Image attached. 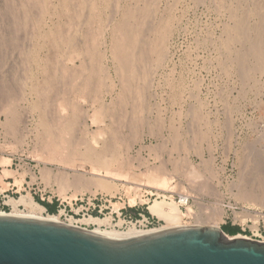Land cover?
Wrapping results in <instances>:
<instances>
[{
    "label": "rangeland",
    "instance_id": "rangeland-1",
    "mask_svg": "<svg viewBox=\"0 0 264 264\" xmlns=\"http://www.w3.org/2000/svg\"><path fill=\"white\" fill-rule=\"evenodd\" d=\"M152 1H112L116 10L129 5L134 12L155 4L154 29L165 11L173 16L162 49L166 62L152 68L151 87L139 80L131 94L115 67L109 22L119 17L111 8L90 9L81 22L86 10L81 0H0V91L11 81L21 87L19 102L6 96L4 108L0 93V202L31 195L42 206L56 208L51 213L44 206L46 216H58L63 200L122 197L101 218H115L116 224L111 213L124 206L125 212L140 208L151 215L148 192L187 195L190 202L181 210L192 215L186 214L184 225L207 222L214 211L223 210L218 227L240 228V236L248 239L264 237V208L234 196L243 161L248 158L249 171L255 161L264 160V60L253 59L247 54L249 43H234L230 35L237 13L253 15L248 17L251 28L264 23V5L259 13L258 0ZM248 35L254 38L251 31ZM155 37L147 33L145 43L152 44ZM32 50L34 57L28 54ZM95 54L97 61L92 60ZM238 54L245 58L240 60L246 62L249 77L238 66ZM157 56L147 54L148 66L153 67ZM10 111L17 114L15 132L4 127ZM102 144L115 153L109 155L108 169L93 165L85 154L90 146L100 149ZM184 160L192 175L188 165L181 166ZM99 178L117 183L120 192H80ZM136 204L142 206L133 209ZM8 205L5 210L11 213ZM246 210L249 217L235 220L234 213L244 216ZM83 228L94 231L97 226Z\"/></svg>",
    "mask_w": 264,
    "mask_h": 264
},
{
    "label": "bare ground",
    "instance_id": "bare-ground-1",
    "mask_svg": "<svg viewBox=\"0 0 264 264\" xmlns=\"http://www.w3.org/2000/svg\"><path fill=\"white\" fill-rule=\"evenodd\" d=\"M112 1H114V2H116L118 4V0H95V3L91 2V0H81V2L83 3V7H82V8H84L83 10H85V9L88 10V13H86V10H85V13L83 12V14H80V17H82V19H81L82 21L81 22L86 20L85 17L88 16L87 14H89L93 9L94 10L97 9L100 5L104 6L107 9L111 8L112 15H114V17L117 16L116 18L119 17V19L115 20V18L112 16L114 19L110 17L113 20L112 21L110 20V22H109L110 25H111V28H112V34H113V38H114L113 53H114V56H115V58L117 60L116 64H115V67H116L117 72H119L120 77H122V79H123L122 83H123V85L125 87V91H128L129 93L133 94L134 92L137 91V88H138L137 84H138L139 80H140V83H141V80H143L144 84H145V87L147 88L148 85L150 84V78L152 76V72L155 69L158 70V68H160L166 62L167 54H162V51H163L162 49H163L166 37H167L168 33L170 32V26H171V22H172L173 16H172L170 10L169 11L168 10L165 11L166 13L164 12V15L160 19L161 22L159 24H157L155 29H154V25H152V24H154L153 23V18L154 17H152V16H153V14L155 12V8H156V7H154L155 4H152L150 7L147 6L148 8H144L143 9V7H142V8H140V10H136V12L139 14V16L137 18L135 16L136 12L131 10V8H132L131 6H129V5L126 6L125 5L124 8L125 7H128V8L124 9L123 6L121 5V7L118 6L119 8L116 10V7L113 6L114 3H112ZM121 1L122 2L123 1L124 2L125 1H134L136 3L139 0H119V2H121ZM202 1H204V0H202ZM258 1L261 2V0H258ZM262 1H264V0H262ZM152 2L156 3V0H153ZM260 2L256 5V9H258V12H259V9H260V11L262 10L263 5H264V4L260 3ZM113 7L115 8V10H114ZM90 9H91V11H90ZM262 12H261V14H262ZM249 13H251V12H249ZM256 13L252 12V14H254V15ZM261 14H259V15L261 16ZM249 15L253 17V15H251V14H249ZM256 15L258 16V14H256ZM263 15L264 14H262V16ZM250 16H248V13L243 15V16H241V15H239L237 13L236 15L233 16L234 24L232 25V29L230 30L232 32V34H230L231 35V39L234 41V43L235 42H244V44L245 43H249L250 48H249V50L247 49V52H248L247 54L250 55V56H253V59L256 58L258 61H260V60L262 61V60H264V23L261 22L262 20H260V22H258V24L255 21L257 25L254 23L256 26L252 25L253 27L251 28L249 26V23H248V21H249L248 17H250ZM262 19L264 20V17ZM252 24H253V22H252ZM108 25L106 24V26H107L106 28H108ZM250 31L252 33H254V35H253L254 38L253 39L250 38L249 35H248V33H250ZM77 32H79V31L77 30ZM149 32L151 34L153 33V36H156L155 37L156 38L155 42H153L152 44L145 43L146 40L144 38H145L146 34L149 33ZM77 35H78V33H77ZM250 36H251V34H250ZM143 44H145V45H143ZM223 45L226 46L225 48H227V50L229 52H231L230 51V46L227 43H225V44L223 43ZM220 50H221V48H220ZM152 53L158 54L157 59L155 60V63L153 65V67H151L150 65L148 66V64H150V62H149L148 57H147V54H152ZM28 54L31 57H34V55H35L34 54V50L28 52ZM245 55L246 54H244V56ZM236 57H237V55H236ZM65 58L66 57H64L63 60ZM237 58H239V62L241 61L239 63V65H238V66L241 65V67H240L241 72H244L246 74V76L249 77L250 73L247 74L248 72L247 73L245 72L246 71L245 70V63L246 62L243 63L244 60L243 61L240 60V59H245V58L242 55L239 56V54H238ZM92 60L93 61H97L96 54H95V56L93 57ZM235 61L238 62V60H235ZM58 65H60V64L58 63ZM246 67H247V64H246ZM103 68L104 67L102 66V69ZM152 68H153V71H152ZM248 68H250V67H248ZM96 69H97V66H96ZM258 69L260 70V68H258ZM104 70H106V69H104ZM255 70L256 69L254 68V71ZM250 71H251V69H250ZM133 73H134L135 76L137 75V77H134L133 75H131ZM242 75H244V74H242ZM103 78H104V76H103ZM254 80H256V79H254ZM34 82H36V81H34ZM60 83H61V81H60ZM142 84H141V89H142ZM149 86L151 87V85H149ZM243 86H244V84H243ZM20 88H21L20 84L17 83V82L15 83V82L11 81L10 83L8 82V84L6 83L5 89L0 91L1 95L3 96V99L1 101V102H3L2 103L3 104L2 108H4L3 106L6 104V101H5L6 100V96H8L7 99H9V100L11 99L15 103L19 102V90H20ZM141 89H140V91H141ZM143 89L145 91L144 87H143ZM192 94H193V92H192ZM191 96L194 99L196 98V95H195V97L193 95H191ZM200 103L201 102H199V105L202 104V103L201 104ZM198 108H201V107H198ZM13 109H15V108H13ZM195 109H196V107H195ZM197 114L199 115V113H197ZM16 115H13V111H10V113L7 115L6 123L4 124V127L6 129H9V130H11L13 132H15V130L17 129V126H18V124H17L18 120H17ZM76 117L73 116L72 121L76 120ZM62 119H64V118H62ZM69 128H70V125L68 126V129ZM189 143H190V141H189ZM112 152H113V150H110V148L107 147L106 144H105V145H103L102 148L100 147V149H96L95 146H90L88 149H86L85 154L89 158L90 162L93 165L97 166L100 169H108L109 168V163L111 162L109 160V159H111L109 157V155H112V154L115 155V153L114 152L112 153ZM246 160H245V163L243 161L242 166H241L242 168H241L240 177H239V180H238L239 184L237 186L235 185L237 188L239 186L238 194L237 193L234 194L235 199L237 201L243 200V201L253 202L256 205H259L262 208H264V160L261 161V159H260L257 162L255 161L254 165L251 162L252 164L250 163L249 166H251V165H253V166L250 167L249 171H247L248 170V164L246 163L247 162ZM108 161H110V162L108 163ZM186 161L184 160L182 164L180 163L181 166H184L186 164L185 163ZM188 164H186V165H188ZM180 167H179V169H180ZM184 167H186V166H184ZM188 167H189V169L187 171H188L189 174H191V172H192L191 168H190L189 165H188ZM182 169H183V167H182ZM185 169H183V170H185ZM189 170L191 172H189ZM184 173L187 175L186 170H185ZM200 186L202 188L204 187V185H200ZM92 188L104 191L106 193H109L110 195L111 194L115 195L116 193L120 192V188H119L117 183H113V182H111V181H109L107 179H104V178L96 179L94 182L91 181V183L88 182L87 185H85L84 187L80 188V192H84L85 193L86 191H89ZM97 190H95V191H97ZM8 202L13 207L12 214H14V215L41 218V219H47V220H54V221H58V222H64L59 216H51V215H47L46 216L45 215L46 208L44 206H42L41 204H39L38 202H36L31 195H22L20 199H18V200L10 199ZM20 207H23L24 211H22L20 209ZM189 208L190 207H188L187 211L189 210ZM148 209H149V211H150V213L152 215L157 216L160 220L164 221L163 228L170 227V226H189V225H184L185 224L184 223V218L186 217V214H188V216L192 215V214L189 215V213H184L181 210L180 205L174 199H172V197L170 198V200H168L166 197H164L161 200H156V201H154L153 203H151L149 205ZM190 211H192V210H190ZM190 211H188V212H190ZM245 213L246 214L244 216H239L238 213H234L235 220H239L241 218H246V217H249L251 215V213L249 211H247ZM225 214L226 213L223 212V210L222 211H218V210L214 211L210 215L209 221L206 222V219H205L204 222L203 221L199 222V223H197V225L198 226L218 227L220 225V223H222L224 221ZM199 217H201V216H199ZM263 218H264V216H263ZM199 220H200V218L198 219V221ZM201 220H202V218H201ZM198 221L196 220V222H198ZM122 223H123V220L119 221V225H122ZM69 224L75 225L76 222L71 221ZM80 224L82 225V228L84 226L88 227V225L94 224L95 226H97V229L94 230L93 232L98 233V234H102V235H108V236H123V235H130V234L137 233V231H135L134 228H131L128 231H118V230L114 229L115 226H113V221H112L111 217H106L104 219L95 218V217L85 218V219H81V220L78 221V227H80ZM75 226H77V225H75ZM103 227H105L106 229L103 230L102 229ZM85 229L88 230L87 228H85ZM254 229L256 231H258V227L257 226H254Z\"/></svg>",
    "mask_w": 264,
    "mask_h": 264
},
{
    "label": "water",
    "instance_id": "water-1",
    "mask_svg": "<svg viewBox=\"0 0 264 264\" xmlns=\"http://www.w3.org/2000/svg\"><path fill=\"white\" fill-rule=\"evenodd\" d=\"M0 264H264V241L198 225L108 236L11 212L0 213Z\"/></svg>",
    "mask_w": 264,
    "mask_h": 264
},
{
    "label": "built area",
    "instance_id": "built-area-1",
    "mask_svg": "<svg viewBox=\"0 0 264 264\" xmlns=\"http://www.w3.org/2000/svg\"><path fill=\"white\" fill-rule=\"evenodd\" d=\"M144 195V194H143ZM145 197H149V204L153 203L156 200H161L166 197L170 200V197H167L159 192L152 193L148 192L145 194ZM175 201L177 200L178 204L181 208H185L188 206L190 202V198L187 195H179L177 198H172ZM123 201L122 197H108V196H95V195H85L81 198H76L74 200H63L60 203V210H58L55 215H58L64 222L70 223L71 221L76 222L75 225L78 226V221L85 218L95 217L102 218L106 216V211L110 209L111 206L116 204H121ZM116 202V203H114ZM148 204V205H149ZM142 205L136 204L133 206V209L139 208ZM6 207H9L8 201L5 199L0 202V213H7L5 210ZM239 209V208H238ZM237 209V210H238ZM126 206L120 208L118 211L111 213V215H116L118 222L114 224L116 221L113 218L114 228H118L119 230L128 231L131 228H134L137 233L155 230L163 228L164 221L160 220L157 216L147 215L145 211L137 209L136 212H125ZM123 220L122 225H119V221ZM95 226L94 224L88 225V227ZM80 227L82 225L80 224ZM87 227V226H84ZM255 237V239L253 238ZM251 239L264 241V237L262 235L256 236L253 235ZM248 238V237H246Z\"/></svg>",
    "mask_w": 264,
    "mask_h": 264
},
{
    "label": "trees",
    "instance_id": "trees-1",
    "mask_svg": "<svg viewBox=\"0 0 264 264\" xmlns=\"http://www.w3.org/2000/svg\"><path fill=\"white\" fill-rule=\"evenodd\" d=\"M47 209H48V211L49 212H51V213H53V212H55L56 211V208L55 207H53L52 205H49V204H43ZM224 230V232H226L227 234H229L230 236H235V235H238L240 232H241V230H240V228H237V227H229V228H227V229H223Z\"/></svg>",
    "mask_w": 264,
    "mask_h": 264
},
{
    "label": "crops",
    "instance_id": "crops-1",
    "mask_svg": "<svg viewBox=\"0 0 264 264\" xmlns=\"http://www.w3.org/2000/svg\"><path fill=\"white\" fill-rule=\"evenodd\" d=\"M1 184V183H0ZM13 188H15V186H13ZM230 228H231V226H230Z\"/></svg>",
    "mask_w": 264,
    "mask_h": 264
}]
</instances>
